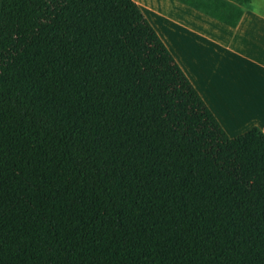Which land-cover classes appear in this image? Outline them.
<instances>
[{"label":"trees","instance_id":"16d2710c","mask_svg":"<svg viewBox=\"0 0 264 264\" xmlns=\"http://www.w3.org/2000/svg\"><path fill=\"white\" fill-rule=\"evenodd\" d=\"M0 264H264V131L134 0H0Z\"/></svg>","mask_w":264,"mask_h":264},{"label":"crops","instance_id":"0c3cea01","mask_svg":"<svg viewBox=\"0 0 264 264\" xmlns=\"http://www.w3.org/2000/svg\"><path fill=\"white\" fill-rule=\"evenodd\" d=\"M134 1L225 132L264 131V0Z\"/></svg>","mask_w":264,"mask_h":264},{"label":"rangeland","instance_id":"374dc122","mask_svg":"<svg viewBox=\"0 0 264 264\" xmlns=\"http://www.w3.org/2000/svg\"><path fill=\"white\" fill-rule=\"evenodd\" d=\"M254 128V127H253ZM252 129V128H251ZM250 129V130H251ZM250 130H248V131H250ZM248 131H246L245 133H247ZM245 133H239L240 135H243V134H245ZM238 134V133H237ZM229 135V134H228ZM240 135H238V136H240ZM230 136V135H229ZM238 136H235V137H238ZM231 138H234V136H232Z\"/></svg>","mask_w":264,"mask_h":264}]
</instances>
